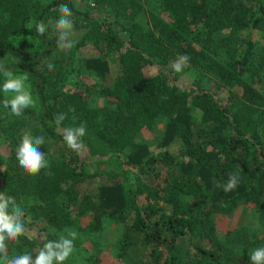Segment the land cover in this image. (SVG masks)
<instances>
[{
  "label": "trees",
  "instance_id": "16d2710c",
  "mask_svg": "<svg viewBox=\"0 0 264 264\" xmlns=\"http://www.w3.org/2000/svg\"><path fill=\"white\" fill-rule=\"evenodd\" d=\"M82 1L93 11L73 0H0V67L32 80L40 105L38 113L27 108L13 115L3 106L6 77L0 71V133L12 135L25 121L36 122L30 134L45 137L40 151L48 162L35 175L0 167L3 190L18 197L20 187L16 203L24 216L52 228L83 229L85 214L90 230L105 219L122 221L117 256L137 251L128 264H252V251L264 247V0ZM148 1L154 4L145 8ZM61 4L81 29L66 64L59 62V35L36 32L37 24L58 16ZM28 25L36 42H14L9 34L19 36ZM89 46L100 56L79 60ZM171 48L190 57L182 72L173 69L179 56ZM103 54L114 56L119 73L110 84L96 85L91 80H102L110 69ZM50 59L59 62L53 74L44 69ZM186 70L194 73L183 85L178 79ZM59 113L66 119L57 125ZM161 119L160 150L152 152L136 135ZM81 123L86 157L52 150L67 147L63 130ZM112 160L118 172L108 171L111 181L81 193L90 164L95 176L102 175L100 166ZM230 175L238 183L225 191ZM8 184L16 189L7 190ZM242 204L257 222L246 232L219 235L216 218ZM26 226L34 234L6 241L9 258L25 252L35 258L46 241L58 239L36 224Z\"/></svg>",
  "mask_w": 264,
  "mask_h": 264
},
{
  "label": "rangeland",
  "instance_id": "374dc122",
  "mask_svg": "<svg viewBox=\"0 0 264 264\" xmlns=\"http://www.w3.org/2000/svg\"><path fill=\"white\" fill-rule=\"evenodd\" d=\"M40 1L46 3V2H50L51 0H40ZM73 2L78 8H82L88 12L93 11V9H91V7L93 6L90 4L88 6L87 3L83 2L82 0H73ZM142 4L145 8H149L154 4V1H148L146 3L142 2ZM56 15L58 16L47 18L44 21V24L46 26V31L44 34L48 35L49 37L53 35H59V33L55 29V22L60 19V16H59V13H57ZM70 19L72 20V23H73L74 18L72 15ZM136 19L139 20L144 25H147L146 21L141 19L140 16H136ZM30 25H28L26 29L19 36H15L13 35V32H11L9 34L11 39L17 43H23V44L35 43L36 37ZM79 31H81V29H75L74 23H73V28H72L70 39H75L76 34H78ZM12 35H13V38H12ZM61 43H66V41H61ZM171 49L174 50L173 48ZM58 51H62V53H64L62 55H58L59 62L66 64V62H68V59L71 55L70 48H63V49L59 48ZM174 52L177 54V51L174 50ZM83 56H100V55H98V52L96 50H94L93 48L89 46L88 48H83L81 50L80 57L78 59L81 60ZM101 57L107 58L109 60L108 61L109 66H110L109 72L104 76L102 80L93 79L91 81H93V83H95L96 85H108L110 84L112 78L119 73V69H118V66L116 65V62L113 60L114 56L109 57L103 54ZM59 62H57L54 59H50L49 62L44 63V69L48 73L53 74V69L55 68V66L59 64ZM74 62L75 61H73V63ZM49 64L53 65L52 70H49V67H48ZM192 69L193 71H195V73L200 72V74L205 76L206 79H210L212 81L214 80L219 83L217 79L198 70L197 68L192 67ZM12 73L14 74V76H19V77L26 76L15 70H12ZM193 73L194 72L192 71H187V70L184 71L183 73L180 74L178 81L183 85H188L193 78ZM55 74H54V77H55ZM72 81L73 82L77 81V78L75 77V73L73 74ZM202 85L205 86L207 84L202 80ZM25 87L26 89L30 91L32 99L34 101V105H35L34 107H30V108L38 113L40 111V105L35 95V90L32 84V80H30L28 77L25 80ZM67 87H71V85H68ZM4 95L5 96L7 95V97L10 98L11 96L14 95V93H11V92L8 94L4 93ZM102 103L104 104V100L102 101ZM8 117L11 120L15 119L14 116H8ZM6 122H8V120L5 119L4 123ZM35 125H36V122L32 120H27L24 122V125L21 128H19V130L14 132L12 135L5 133V131L0 133V167L1 169H3L7 165L8 166L10 165L12 167L13 174L14 175L16 174V167L19 168L18 161L16 159V149L20 141L14 135L16 134L19 135L20 140H21L22 136L25 133L30 134L31 129L34 128ZM164 128H165V121L163 119L157 120L155 121V124L152 126V128H143L136 135L135 140L138 142L146 143V145L152 152H157L160 150L158 149L159 147L158 141L164 131ZM30 135H32L33 137L42 136L34 132H32V134ZM41 146L43 147V145ZM52 148H53L52 150L61 152V154H65L67 157H70L71 154L73 155V152L69 150L68 147H66L64 144H57L55 146L53 145ZM173 149H174L173 147L170 148V150H173ZM84 151H85V146L79 152L83 157H86L84 154ZM89 168L90 169L87 171L89 175L87 181L81 183L78 186V189L81 191V193H85V194L93 192L96 185L100 183L110 182L111 177L107 175L108 171L111 172V174H115L116 172H118L117 170L118 167H117V163L115 162V160H112V163L111 162L102 163V165L100 166V168L104 169V172L102 175L101 174L96 175V176L94 175L93 171H95V169H94L93 164H90ZM20 170L22 169L20 168ZM133 173L135 172L131 171L130 175H132ZM141 177H142L141 180L146 179L145 174ZM9 181L10 179L8 180V182ZM3 188H4V183L2 182V178L0 177V193H3L5 195L9 194L10 195L9 197H12V198L17 197L16 194H10L8 192H5ZM6 189L15 190L16 186L15 185L11 186V184H8ZM16 192L18 194V197L16 198V202H18L19 199H21V196H20L21 188L18 187ZM23 219L25 223V232L29 235L34 234V232L26 226V223H33L39 227H43L46 230L54 233L57 236V238L60 233H64L66 235V233L64 232L66 228H61V229L52 228L42 219H38L35 222H31V219L28 216H24ZM89 220H90V217L85 214V217L81 221V225L83 229L74 228V227L67 228L70 230H75L78 233V237L74 241L75 251L64 262V264H128L129 261H131L132 258L135 257V255L137 254V251H135L136 250L135 248L128 249L127 253H125V255H123L122 257L117 256V254L120 251L119 238L123 231L122 221L119 222L113 219H105L104 223L102 224V227L99 230H95V229L90 230L88 229ZM255 222L257 221L254 217L253 209L244 204L239 205L233 211L231 215L219 216L216 218L218 234L223 235V236L226 235L228 230H233V229L246 232L249 230V227L252 224L253 225L255 224Z\"/></svg>",
  "mask_w": 264,
  "mask_h": 264
},
{
  "label": "clouds",
  "instance_id": "9594fccd",
  "mask_svg": "<svg viewBox=\"0 0 264 264\" xmlns=\"http://www.w3.org/2000/svg\"><path fill=\"white\" fill-rule=\"evenodd\" d=\"M60 19L55 22V29L59 33L57 45L59 48H71L73 41L70 39L73 23L70 19L72 13L67 5L61 4L56 9ZM46 26L43 22L37 24L36 32L43 35ZM66 41V43H61ZM190 57L187 55L179 56L173 63V69L177 73L182 72L188 64ZM49 70L53 65H48ZM6 79L3 83L5 94L14 93L10 98L5 96L3 106L10 107L11 113L15 116H22L24 109L34 107L31 93L25 87L27 77L14 76L12 71L0 67ZM66 119V114L59 113L55 116V123L60 125ZM86 135V127L83 123L79 127H68L63 130V139L67 147L75 152L84 148L81 138ZM45 143L44 136L33 137L25 133L16 149V159L19 167L29 175L37 174L42 168L48 167L45 154L40 151V146ZM238 183V177L230 175L228 183L224 186L225 191L232 190ZM24 211L14 198L0 193V264H64V262L75 251L74 241L78 237L75 230L65 229L64 233L58 235L56 240H48L33 255L25 252L9 258L7 256L6 241H17L25 234ZM252 264H264V247L254 249L250 254Z\"/></svg>",
  "mask_w": 264,
  "mask_h": 264
}]
</instances>
